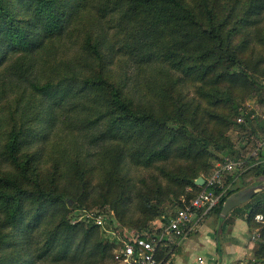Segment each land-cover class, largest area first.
<instances>
[{
  "label": "trees",
  "instance_id": "trees-1",
  "mask_svg": "<svg viewBox=\"0 0 264 264\" xmlns=\"http://www.w3.org/2000/svg\"><path fill=\"white\" fill-rule=\"evenodd\" d=\"M200 1L207 21L204 27L180 0H0V75L17 83L10 84V93L2 88L6 79L0 83V103L10 94L14 96L7 114L0 117L10 125L2 156L19 172L18 178L0 174V264H35L50 256L68 259L80 247L78 238L85 224H72L66 216L57 220V208L67 191L46 188L37 172V163L50 146L57 145L50 134L57 124H63L59 112L65 109L70 134L81 133L91 149L99 150L93 159L98 155L110 167L106 173L109 180L121 175L126 161L144 168L162 165L161 170L164 163L180 159L197 163V168L191 169L192 177L182 176L183 186L190 188L177 206L204 188L195 181L208 176L200 168L214 155L211 137L185 126H171L178 123L166 112L135 108L124 86L116 81L115 72L109 70L112 63L160 64L188 77L197 68L202 78L217 70L219 78L240 82V73L233 72L239 64L236 52L220 31L209 0ZM263 11L264 0L250 1L252 16ZM107 30H113L111 37ZM74 32L83 35L81 49L92 61L84 63V57L55 60V76L40 78L38 57ZM190 52L200 58L194 68L178 59L179 54ZM201 62L204 64L199 67ZM95 67L101 70L98 77L93 74ZM238 112L236 107L234 117ZM241 130L255 140L252 135L256 132ZM61 152L63 160L54 169L66 172L59 175L62 179H67V162L73 163L72 170L80 175V166L92 161L93 154L84 155L79 147L74 146L69 155L67 149ZM231 155L241 159L235 152ZM81 160L85 162L81 164ZM240 191L230 190L227 179L225 188L218 190L224 192L220 204L210 214L221 218L224 203ZM244 206L248 226L259 234L253 264H261L264 222L255 217L264 216V190H257ZM110 244L113 248L114 242ZM158 257L169 260V250L159 248Z\"/></svg>",
  "mask_w": 264,
  "mask_h": 264
},
{
  "label": "rangeland",
  "instance_id": "rangeland-1",
  "mask_svg": "<svg viewBox=\"0 0 264 264\" xmlns=\"http://www.w3.org/2000/svg\"><path fill=\"white\" fill-rule=\"evenodd\" d=\"M180 1L194 11L200 25L206 26V15L200 0ZM250 1L209 0V7L220 31L236 52L239 64L233 72L240 73L241 81L238 83L219 78L220 72L217 70L202 78L198 68L195 74L188 77L181 71L160 64L138 66L130 62L122 66L115 63L109 65V70L115 72L116 81L124 86L132 98L135 108L166 112L178 123L171 126H185L189 131L211 137L214 155L208 158L206 165L201 166L204 174L209 175L227 156L234 157L231 155L234 152L247 161L244 172H235L228 177L230 190H238L248 184L264 185V156H252L256 138L254 140L245 136L233 124L236 107L249 105L264 108V11L259 16H252L249 12ZM107 32L111 37L113 30ZM82 38V34L74 32L49 46L42 53L44 56L37 60L40 62V78L48 80L54 75L55 60H71L73 57L72 60H78L84 57V63L91 62L92 59L85 57L86 53L81 49ZM178 59L185 66L194 68L193 65L200 58L190 52L179 54ZM203 64L201 62L198 65L200 67ZM100 73L101 70L95 67L94 76L98 77ZM5 79L2 88L10 93V84H17L16 80L1 74L0 83ZM111 81L109 79L107 82ZM18 85L22 88V84ZM12 99L14 96L10 94L0 103V117L7 114ZM65 112L66 109L59 112L62 118L59 121L63 124H57L50 134L51 141H56V149L49 147V153L37 163V172L46 188L67 191L63 204L57 208V220L66 216L72 224H85V231L78 238L79 249L68 259L50 256L35 264H116L114 252L124 239L145 230L159 231L165 227L164 219L176 210L177 203L187 196L190 188L183 186L185 181L182 176L192 177L191 169L197 163L174 159L164 163L160 170L162 165L144 168L126 161L121 167V175L109 180L106 173L110 167L101 162L98 155L93 159L99 150L91 149L81 133L70 134L72 127L70 124L67 126L64 120ZM9 127L4 119H0V174L18 178V170L2 156ZM74 146L79 147L84 155L91 152L92 161H88L85 167L79 165L83 171L80 175L72 170L74 164L67 162V179H62L59 175L66 172L54 168L56 163L60 164L63 160L61 150L67 149L69 155ZM83 162L80 161L81 164ZM260 177L263 179L256 181ZM226 223L217 213L207 215L197 230L188 236L196 243L189 258L192 256V260L197 255L208 258L203 246L212 245L214 240H222L220 230L224 226L227 228ZM81 236L86 238L81 239ZM112 242L114 246L110 248Z\"/></svg>",
  "mask_w": 264,
  "mask_h": 264
},
{
  "label": "built area",
  "instance_id": "built-area-1",
  "mask_svg": "<svg viewBox=\"0 0 264 264\" xmlns=\"http://www.w3.org/2000/svg\"><path fill=\"white\" fill-rule=\"evenodd\" d=\"M239 130L246 128L248 132H256L257 145L252 156H259L264 149V108L258 106H245L239 108L238 115L234 119ZM253 129V130H252ZM242 131V130H241ZM246 160L227 156L218 164L206 178L204 188L190 201H182V206L166 219L165 227L159 231H145L122 241V244L114 252L116 264H168L169 261L158 257L159 248L167 246L166 236H174L183 240L197 230L204 218L216 210L220 204L226 181L235 172H244ZM259 222H264V216L255 217ZM259 238L255 234L253 239ZM167 248V247H166ZM199 264H205L201 257L197 259ZM251 264V263H248Z\"/></svg>",
  "mask_w": 264,
  "mask_h": 264
},
{
  "label": "crops",
  "instance_id": "crops-1",
  "mask_svg": "<svg viewBox=\"0 0 264 264\" xmlns=\"http://www.w3.org/2000/svg\"><path fill=\"white\" fill-rule=\"evenodd\" d=\"M259 155L264 156V149L260 151ZM260 179L263 178L260 177L256 181H260ZM252 186L256 185L248 184L240 189L244 190ZM247 215L248 211L244 204L235 210L233 209L227 215L224 219L227 221L225 224L227 228L224 226L220 230V234L223 236L222 240H214L212 245L209 246L202 245L208 252V258L197 255L191 260V254L189 258V253L194 250L193 246L196 245L195 241L190 237L180 240L174 236H166V247L170 255L168 264H199L197 261L199 257L205 260V264H253L255 262V253L258 249V240L257 238L253 239V236L258 233V229L248 226L246 221ZM218 242L220 243V251L217 250Z\"/></svg>",
  "mask_w": 264,
  "mask_h": 264
},
{
  "label": "water",
  "instance_id": "water-1",
  "mask_svg": "<svg viewBox=\"0 0 264 264\" xmlns=\"http://www.w3.org/2000/svg\"><path fill=\"white\" fill-rule=\"evenodd\" d=\"M196 184L203 186L205 184L204 178H199ZM257 190H264V185L252 186L241 190L239 193L232 195L225 203L221 211V218L225 219L227 215L236 207H239L248 202L256 193Z\"/></svg>",
  "mask_w": 264,
  "mask_h": 264
}]
</instances>
